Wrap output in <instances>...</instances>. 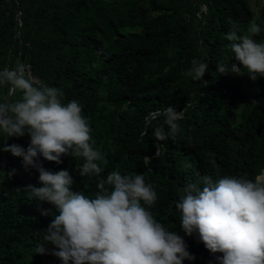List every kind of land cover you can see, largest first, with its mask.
Masks as SVG:
<instances>
[{
    "label": "trees",
    "instance_id": "obj_1",
    "mask_svg": "<svg viewBox=\"0 0 264 264\" xmlns=\"http://www.w3.org/2000/svg\"><path fill=\"white\" fill-rule=\"evenodd\" d=\"M229 19L242 32L255 19L262 31L254 39L264 41V4L257 17L249 0H0V70L23 63L60 89L63 103L78 101L93 147L108 160L100 177L81 176L77 165L84 160L72 156H62L60 164L40 157L43 167L67 170L72 190L90 197L99 191L97 180L112 171L144 174L157 193L148 210L181 235L195 257L183 264H219L223 254L180 230L175 202L182 189L204 175L254 179L264 171V77L252 81L247 74L217 71V64L237 63L225 39ZM194 58L208 63L201 81L185 75ZM10 89L0 87V99ZM166 106L186 111L176 137L159 141L153 132L158 126L168 130L164 117L148 121ZM6 141L26 148L30 137ZM144 156L152 158L148 167ZM0 171V264H62L51 244L45 254L36 253L45 241L35 234L52 220L41 209L55 212L25 191L42 186L38 171L2 151Z\"/></svg>",
    "mask_w": 264,
    "mask_h": 264
},
{
    "label": "clouds",
    "instance_id": "obj_2",
    "mask_svg": "<svg viewBox=\"0 0 264 264\" xmlns=\"http://www.w3.org/2000/svg\"><path fill=\"white\" fill-rule=\"evenodd\" d=\"M227 22L231 27L225 39L231 42L237 63L230 68L217 64V71L247 74L252 81L264 77V41L254 39L261 26L253 19L242 32L235 21ZM207 71L208 63L194 58L185 75L201 81ZM0 87L20 93L18 99H0V151L21 157L26 168L38 171L42 186L29 185L25 191L35 201L55 208V212L41 209V215H51L52 220L42 234H35L45 241L36 253L45 254L46 245L51 244V254L62 264H183L195 259L184 238L166 229L148 210L157 201V193L144 174L112 171L97 180L99 191L90 197L72 190L74 180L67 170L43 167L40 157L60 164L62 156H72L84 160L77 165L81 176L100 177L101 165L107 166L105 155L93 147L92 129L78 101L63 103L62 91L32 75L23 63L0 70ZM185 111V107L177 111L166 106L151 117L149 124L163 116L168 128L156 127V140L175 138ZM25 135L30 137L26 148L3 146L6 138ZM156 147L159 157L160 145ZM151 159L142 158L145 167ZM212 164L216 166L214 160ZM3 179L0 171V183ZM182 192L175 207L184 235H196L209 252L222 253L217 257L219 264H264V172L254 179L225 175L214 180L204 175Z\"/></svg>",
    "mask_w": 264,
    "mask_h": 264
},
{
    "label": "rangeland",
    "instance_id": "obj_3",
    "mask_svg": "<svg viewBox=\"0 0 264 264\" xmlns=\"http://www.w3.org/2000/svg\"><path fill=\"white\" fill-rule=\"evenodd\" d=\"M251 8L255 15L258 17L260 14V9L264 4V0H249Z\"/></svg>",
    "mask_w": 264,
    "mask_h": 264
},
{
    "label": "water",
    "instance_id": "obj_4",
    "mask_svg": "<svg viewBox=\"0 0 264 264\" xmlns=\"http://www.w3.org/2000/svg\"><path fill=\"white\" fill-rule=\"evenodd\" d=\"M19 16H20V12H19ZM13 94V90L10 89V92L7 94V98H9L11 95ZM4 146H7V141L5 142ZM5 153V152H4ZM264 172V171H263Z\"/></svg>",
    "mask_w": 264,
    "mask_h": 264
},
{
    "label": "built area",
    "instance_id": "obj_5",
    "mask_svg": "<svg viewBox=\"0 0 264 264\" xmlns=\"http://www.w3.org/2000/svg\"><path fill=\"white\" fill-rule=\"evenodd\" d=\"M202 11H203V12H207V8H206L205 5L202 6ZM28 68H29V67H28ZM29 71H30V70H29ZM30 73H31V71H30Z\"/></svg>",
    "mask_w": 264,
    "mask_h": 264
}]
</instances>
